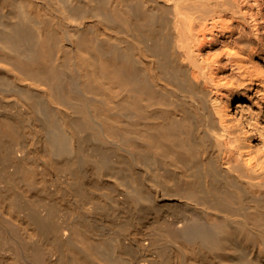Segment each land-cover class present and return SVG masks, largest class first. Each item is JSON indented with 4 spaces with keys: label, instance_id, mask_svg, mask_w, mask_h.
<instances>
[{
    "label": "bare ground",
    "instance_id": "bare-ground-1",
    "mask_svg": "<svg viewBox=\"0 0 264 264\" xmlns=\"http://www.w3.org/2000/svg\"><path fill=\"white\" fill-rule=\"evenodd\" d=\"M0 264H264V0H0Z\"/></svg>",
    "mask_w": 264,
    "mask_h": 264
}]
</instances>
